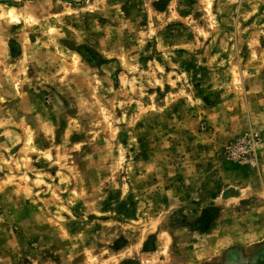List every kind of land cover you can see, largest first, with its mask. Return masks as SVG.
Masks as SVG:
<instances>
[{"label":"rangeland","instance_id":"1","mask_svg":"<svg viewBox=\"0 0 264 264\" xmlns=\"http://www.w3.org/2000/svg\"><path fill=\"white\" fill-rule=\"evenodd\" d=\"M0 264H264V0H0Z\"/></svg>","mask_w":264,"mask_h":264},{"label":"built area","instance_id":"2","mask_svg":"<svg viewBox=\"0 0 264 264\" xmlns=\"http://www.w3.org/2000/svg\"><path fill=\"white\" fill-rule=\"evenodd\" d=\"M247 149H248V146L246 145V146H244V147L239 148V149H238V152H239L240 154H244V153L247 152Z\"/></svg>","mask_w":264,"mask_h":264}]
</instances>
